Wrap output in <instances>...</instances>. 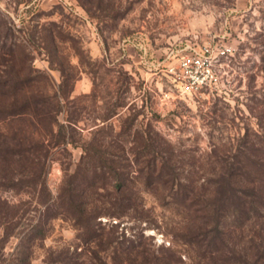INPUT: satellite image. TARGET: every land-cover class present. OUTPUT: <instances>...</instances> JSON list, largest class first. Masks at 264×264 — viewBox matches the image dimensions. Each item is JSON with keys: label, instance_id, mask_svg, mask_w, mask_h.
<instances>
[{"label": "rangeland", "instance_id": "rangeland-1", "mask_svg": "<svg viewBox=\"0 0 264 264\" xmlns=\"http://www.w3.org/2000/svg\"><path fill=\"white\" fill-rule=\"evenodd\" d=\"M0 57L60 99L49 203L88 202L1 190L0 264H254L264 209L227 172L264 158V0H0Z\"/></svg>", "mask_w": 264, "mask_h": 264}, {"label": "trees", "instance_id": "trees-1", "mask_svg": "<svg viewBox=\"0 0 264 264\" xmlns=\"http://www.w3.org/2000/svg\"><path fill=\"white\" fill-rule=\"evenodd\" d=\"M6 60L0 57V65ZM47 79V74L34 68H30L26 74L15 71L14 66L11 71L0 70V191L37 192V203L46 206L45 212L50 215L84 214L88 202L75 198V193L66 198V191L63 190L57 200L49 203L46 176L51 148L66 143L67 137L62 131L56 135L54 130L59 125V110L56 108L59 97H52L49 92L34 85ZM51 103L54 104L52 108ZM263 160L258 158L251 161L253 165L250 168L227 172L230 183L236 175L238 181L248 187L239 190V208L244 213L248 202L254 211L264 209ZM90 187H93V183L87 182L81 192L87 193ZM21 205L10 204L0 198V225L3 228L11 229L7 226L20 213ZM26 212L27 209L24 214ZM86 228L87 231L95 229L91 224ZM44 235L43 228L39 227L35 233L26 234V240L43 238ZM263 247L264 244L258 246L254 264H264Z\"/></svg>", "mask_w": 264, "mask_h": 264}, {"label": "built area", "instance_id": "built-area-1", "mask_svg": "<svg viewBox=\"0 0 264 264\" xmlns=\"http://www.w3.org/2000/svg\"><path fill=\"white\" fill-rule=\"evenodd\" d=\"M196 62L199 63L198 60H194L191 57L186 56V58L182 62V65L185 66V67H194V63H196ZM205 79H206L205 77H197L196 79H194L192 81V83H193L192 86L196 87V88H199L200 86H202L205 83Z\"/></svg>", "mask_w": 264, "mask_h": 264}]
</instances>
